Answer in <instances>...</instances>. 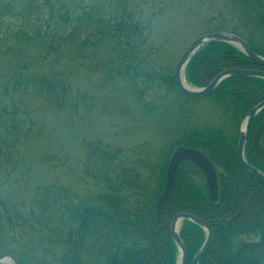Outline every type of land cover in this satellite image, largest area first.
<instances>
[{"label":"rangeland","instance_id":"rangeland-1","mask_svg":"<svg viewBox=\"0 0 264 264\" xmlns=\"http://www.w3.org/2000/svg\"><path fill=\"white\" fill-rule=\"evenodd\" d=\"M248 10L243 0H0V113L17 116L16 128L7 124L15 139L2 149L10 158L0 165L8 216L26 221L47 187L52 195L62 191L58 206L72 211L105 196L129 210L146 205L151 196L135 195L165 186L181 140L211 129L238 139L246 114L235 100L222 92L188 97L168 79L184 50L210 29L244 28L264 42L246 23ZM39 28L46 43L35 38ZM21 30L31 38L22 48L15 40ZM50 76L64 79L53 91L60 103L43 95ZM191 177L208 192L204 173L196 169ZM70 218L64 233L78 226ZM6 222L0 214V254L58 263L63 248L55 247L54 231L37 225L43 240L27 244L18 224L10 237ZM93 241L89 235L80 245L82 264L104 261Z\"/></svg>","mask_w":264,"mask_h":264},{"label":"trees","instance_id":"trees-1","mask_svg":"<svg viewBox=\"0 0 264 264\" xmlns=\"http://www.w3.org/2000/svg\"><path fill=\"white\" fill-rule=\"evenodd\" d=\"M244 2L248 5L250 13L246 23L248 26H253L254 23L253 28L264 37V0H243ZM256 2L255 6L250 4ZM76 26L72 27L71 36ZM219 30L215 28L210 29L209 32ZM233 33L243 37L255 52L264 56V42L260 39L262 37L259 38L252 31H246L244 28L243 32L236 30ZM57 36L53 35L52 40ZM35 38L38 42H47L45 32L41 28L35 32ZM29 39L31 38L23 30L15 34V40L17 43L21 42V48L23 42ZM59 39L66 40L61 36ZM236 67L262 68L236 46L218 42L200 50L187 64L185 74L190 84L203 87L221 71ZM148 77L152 79L156 76L148 74ZM62 80L64 79L54 76L46 78L47 93L44 91L42 94L46 96L50 93L47 97L60 103V97H55L53 91ZM168 80L170 84L175 85L174 75ZM217 92L225 93L235 100L243 115V112L246 114L251 107L264 99V79L229 77L223 80L211 94ZM4 114L1 109L0 130L3 129L6 133H0V165L7 163L10 158L9 150L4 152L2 149L8 147L16 136L7 124L11 123L15 128L17 124L16 114L11 115L10 118ZM237 142V137L228 138L221 131L211 129L194 133L178 143L200 149L218 168L222 169L220 198L217 201H213L209 193L193 181L191 175L198 168L191 161H185L179 166L173 191L165 200L160 215L154 208L157 196L164 189L163 184L158 190L147 194L148 196L143 191L135 195L137 199L143 195L147 199L150 196L152 198L148 199V204H135L130 210L125 206H119L118 201L113 197L105 196L98 199L97 203L88 204L85 201L81 204L80 210L72 211L71 208L58 206V194H63L62 191H56L52 195V189L47 187L38 197L37 207L32 210L26 221L14 216L11 218L5 211L0 210V214L7 221L6 228L10 237L13 239L16 237L14 233L18 224L24 232V238L28 240L27 244H30V241L43 240V231H37L36 227H39L37 225H41L42 230L48 228L54 231L56 237L53 241L57 240L55 247L63 248V252L56 257L57 264H82L80 245L89 235L94 238L91 248H95L104 258L101 264H176L178 249L173 241L170 226L174 215L181 211L193 213L210 221L214 229L213 243L200 264H211L210 257L219 264H264V183L247 173L238 162ZM246 156L250 163L264 171V110L257 115L251 125ZM69 214L71 221L75 220L74 223H78V226H74L75 230L71 228L64 233L62 222L65 218L68 219ZM52 225L59 227L54 228ZM159 229V233L155 235L154 232ZM180 233L187 246L189 264L203 245L206 234L200 226L191 221H184ZM243 236H254L256 239L243 240L237 245L232 243V239L236 242V239ZM68 243H70L69 247ZM23 256L20 254L18 256L21 264H32L33 261L29 260L28 253ZM35 263L48 264L46 261Z\"/></svg>","mask_w":264,"mask_h":264},{"label":"water","instance_id":"water-1","mask_svg":"<svg viewBox=\"0 0 264 264\" xmlns=\"http://www.w3.org/2000/svg\"><path fill=\"white\" fill-rule=\"evenodd\" d=\"M225 42L230 43L239 48L251 61L257 63L264 68V56L255 52L249 43L240 35L226 31H217L206 33L197 37L182 53L178 59L175 70L174 80L175 85L184 95L189 97H204L212 93L217 86L225 79L233 76H244V77H260L264 78V69H250V68H228L218 73L211 82L204 87H193L187 86L184 83L185 79V68L189 61L203 48L206 46ZM264 110V99L251 107L245 116L244 122L240 129V134L237 143V159L244 168V170L250 175L254 176L258 180L264 183V171L251 164L245 154L246 144L249 138L250 129L253 120L256 116ZM190 160L194 162L198 167L202 169L206 176L209 194L212 200L216 201L219 199V177L218 172L213 162L200 150L186 146L185 144L179 145L174 150V153L170 159L167 172H166V186L164 192L160 195L157 202V212L160 214L163 208L165 200L170 196L174 187L175 177L179 168V165L183 161ZM184 220H189L206 231V240L198 253L194 256L190 264H200L203 256L208 252L213 240H214V229L211 223L190 212H178L174 215L170 231L173 241L178 247L179 258L177 264H188V250L187 246L180 235V226ZM212 264H218L214 259H210ZM0 263L2 264H20L16 256L10 253H3L0 255Z\"/></svg>","mask_w":264,"mask_h":264},{"label":"bare ground","instance_id":"bare-ground-1","mask_svg":"<svg viewBox=\"0 0 264 264\" xmlns=\"http://www.w3.org/2000/svg\"><path fill=\"white\" fill-rule=\"evenodd\" d=\"M184 83H185L187 86H190V84L187 82L186 79H184Z\"/></svg>","mask_w":264,"mask_h":264}]
</instances>
